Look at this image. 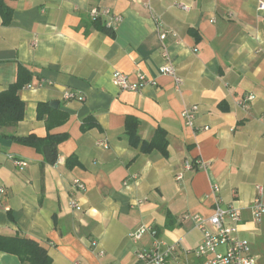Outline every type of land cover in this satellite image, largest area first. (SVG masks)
<instances>
[{"label":"crops","instance_id":"0c3cea01","mask_svg":"<svg viewBox=\"0 0 264 264\" xmlns=\"http://www.w3.org/2000/svg\"><path fill=\"white\" fill-rule=\"evenodd\" d=\"M2 1L12 14L7 24L0 15V91L20 66L31 77L18 90L22 120L0 127L1 235L36 240L50 264H138L136 251L153 238L130 233L147 225L175 245L169 264H206L193 253L201 232L192 216L218 204L239 210L237 235L264 260V215L253 221L250 208L257 184L264 201V0ZM94 6L121 16L115 31L90 17ZM164 64L182 78L179 90ZM116 70L156 83L121 90ZM193 104L187 126L181 112ZM59 112L65 121L47 128ZM48 133L64 135L53 165L10 137ZM195 159L207 165L183 169ZM0 264L30 263L0 251Z\"/></svg>","mask_w":264,"mask_h":264},{"label":"built area","instance_id":"2783aa9c","mask_svg":"<svg viewBox=\"0 0 264 264\" xmlns=\"http://www.w3.org/2000/svg\"><path fill=\"white\" fill-rule=\"evenodd\" d=\"M181 9H187L188 6L182 2L176 4ZM264 2L259 1L257 9L262 10ZM89 15L93 19L103 18V26L105 29L115 31L121 20V16L112 13L108 8L94 6L90 8ZM160 38L164 39L165 32L160 33ZM160 73L170 75L175 83V87L179 90L182 84V78L177 74L176 69L170 64H164L159 68ZM112 83L121 90L138 92L147 85H154L155 79L146 76L142 72L136 73V80H131L130 76L121 71H114L111 75ZM65 99L75 98L72 92L64 93ZM253 95L245 97L244 101H250ZM82 99V97H79ZM198 106L193 104L183 108L181 117L187 126H193L197 114ZM99 144L106 146L105 142L100 141ZM15 165L25 166L23 160L13 159ZM207 164L201 159H195L191 162L185 161L184 170L192 168H201ZM177 179L182 178V172L176 175ZM74 185L78 190H84L85 186L82 182L75 179ZM214 191H218L219 187L214 186ZM2 189L0 188V191ZM69 205L72 208L79 209L80 206L76 200H70ZM252 220L258 221L264 215L263 187L259 184L255 185V196L251 202ZM225 218H229L232 225L225 224ZM194 225L201 232V241L193 249L196 257H206V264H257L258 259L251 254L249 241L237 235V226L240 222V212L237 208H223L218 204L215 206L213 213L204 218L200 215H193ZM148 233L152 236V243L149 248L137 250L135 255L138 264H169V257H175V245L167 244L158 238L156 231L150 226L141 225L136 231L130 233L133 241L141 239Z\"/></svg>","mask_w":264,"mask_h":264},{"label":"trees","instance_id":"16d2710c","mask_svg":"<svg viewBox=\"0 0 264 264\" xmlns=\"http://www.w3.org/2000/svg\"><path fill=\"white\" fill-rule=\"evenodd\" d=\"M11 8H9L2 0H0V15L2 22L7 24L11 19ZM103 30H106L102 26ZM31 75L22 66L18 68L17 80L7 89L0 91V127L13 126L23 118L24 103L18 96V90L26 84ZM66 119V115L62 112L56 113L46 118L47 128H53ZM131 139L136 140L135 128H127ZM18 143L32 146L39 150L43 159L47 164L53 165L57 161V145L64 138L63 134L48 133L46 136L40 137L34 134L27 136L11 135ZM148 149L151 144H147ZM74 158L69 157L67 164H70ZM0 251L17 255L20 260L30 264H50L51 258L46 249L36 240L20 235L4 236L0 234Z\"/></svg>","mask_w":264,"mask_h":264},{"label":"rangeland","instance_id":"374dc122","mask_svg":"<svg viewBox=\"0 0 264 264\" xmlns=\"http://www.w3.org/2000/svg\"><path fill=\"white\" fill-rule=\"evenodd\" d=\"M257 264H264V260H263V259L259 260V261L257 262Z\"/></svg>","mask_w":264,"mask_h":264},{"label":"water","instance_id":"95a60500","mask_svg":"<svg viewBox=\"0 0 264 264\" xmlns=\"http://www.w3.org/2000/svg\"><path fill=\"white\" fill-rule=\"evenodd\" d=\"M53 103V102H52ZM55 103V102H54Z\"/></svg>","mask_w":264,"mask_h":264}]
</instances>
